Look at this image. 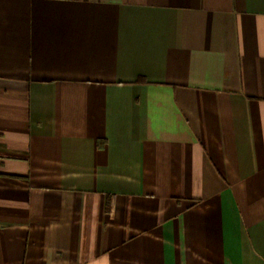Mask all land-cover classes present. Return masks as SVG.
Listing matches in <instances>:
<instances>
[{
	"label": "crops",
	"instance_id": "obj_1",
	"mask_svg": "<svg viewBox=\"0 0 264 264\" xmlns=\"http://www.w3.org/2000/svg\"><path fill=\"white\" fill-rule=\"evenodd\" d=\"M0 264H264V0H0Z\"/></svg>",
	"mask_w": 264,
	"mask_h": 264
}]
</instances>
